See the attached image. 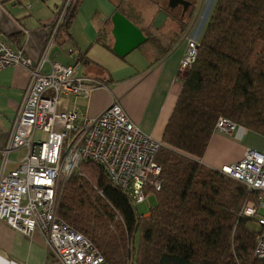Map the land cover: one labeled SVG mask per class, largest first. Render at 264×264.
<instances>
[{
  "label": "trees",
  "instance_id": "trees-1",
  "mask_svg": "<svg viewBox=\"0 0 264 264\" xmlns=\"http://www.w3.org/2000/svg\"><path fill=\"white\" fill-rule=\"evenodd\" d=\"M199 43L156 156L161 189L149 215L95 163L78 168L94 164L98 177L83 171L64 183L57 216L105 264H264L253 256L257 232L237 217L244 185L197 161L219 117L264 133V0H217Z\"/></svg>",
  "mask_w": 264,
  "mask_h": 264
},
{
  "label": "built area",
  "instance_id": "built-area-1",
  "mask_svg": "<svg viewBox=\"0 0 264 264\" xmlns=\"http://www.w3.org/2000/svg\"><path fill=\"white\" fill-rule=\"evenodd\" d=\"M72 1H64L53 32L60 27ZM180 40L185 51L178 72L184 79L196 61L200 43L189 33H183ZM46 50L33 61L22 50L0 42V70L19 66L28 74L22 102L2 150L4 156L19 149L25 154L15 170L0 176V219L25 237L41 233L58 264H105L98 248L57 216L63 183L76 173L80 163H95L107 186L126 194L136 208L161 189L156 156L165 144L144 134L117 100L92 117L60 109L62 97L88 99L93 88L76 75L77 65L51 62L50 71L43 73ZM237 126L219 117L214 131L228 134ZM39 134L45 139L39 140ZM219 171L244 185L246 197L237 217L254 222L257 235L253 256L264 261V150L247 149L241 160Z\"/></svg>",
  "mask_w": 264,
  "mask_h": 264
},
{
  "label": "crops",
  "instance_id": "crops-1",
  "mask_svg": "<svg viewBox=\"0 0 264 264\" xmlns=\"http://www.w3.org/2000/svg\"><path fill=\"white\" fill-rule=\"evenodd\" d=\"M64 1L0 0V42L22 50L33 61L47 49L43 73L50 71L51 62L77 65L76 75L84 78L93 90L88 99L62 97L60 109L92 117L117 100L144 134L163 142L164 129L182 89L183 75L178 72V65L185 43L180 37L193 32L194 12L200 6L180 20L166 14V19L155 28L154 17L165 12L162 0H150L153 7L146 5L140 9L131 0H78L70 13L69 5L65 19L53 32V22ZM115 12L146 37L122 56L113 50L111 18ZM196 37L199 40L201 35ZM27 84L28 74L23 68L8 66L0 70V176L15 170L25 154V150L19 149L4 156L2 150ZM260 138V134L241 126L228 134L214 131L197 161L209 169L220 170L241 160L247 149H264ZM0 264L58 263L41 233L25 237L0 219Z\"/></svg>",
  "mask_w": 264,
  "mask_h": 264
},
{
  "label": "rangeland",
  "instance_id": "rangeland-1",
  "mask_svg": "<svg viewBox=\"0 0 264 264\" xmlns=\"http://www.w3.org/2000/svg\"><path fill=\"white\" fill-rule=\"evenodd\" d=\"M163 1V0H162ZM131 2L138 6L139 9L141 8V6L144 8H146V5L148 6H152L151 5V1L150 0H131ZM217 0H198L197 2V5L196 6H200V9L199 11H196L194 12L195 13V16H196V23H194V26H193V32L190 34L191 37H193L194 39H196L197 35H202L201 33H203V29L205 27V24L207 23V20L209 19L213 9H214V6L216 4ZM153 7V6H152ZM155 16V15H154ZM174 22H176L175 19H172ZM171 20V21H172ZM200 39V38H199ZM199 41V40H198ZM260 145L262 144V142H264V133L260 134ZM37 138L39 140H44L45 139V135L44 134H39V136H37ZM250 149H254V148H250ZM256 150V149H254ZM264 150V149H262ZM81 169L88 175V176H96L98 177V172H97V169L98 167L94 164H81ZM83 171H81L79 168L78 170L76 171L77 175H81L83 176L82 173H84ZM82 172V173H81ZM75 173V174H76ZM63 186H64V183H63ZM63 186H62V191H63ZM99 194H100V190H99ZM62 195V193H61ZM147 202L148 204L150 205V208L148 207L147 205ZM147 202H143L142 204H139L136 206V209H137V212L138 214L140 215H143L145 217V215L147 213H149V211L151 209L154 208L155 204H156V197H149L147 199ZM248 227L252 230H255L256 229V226L254 225V222H248Z\"/></svg>",
  "mask_w": 264,
  "mask_h": 264
},
{
  "label": "water",
  "instance_id": "water-1",
  "mask_svg": "<svg viewBox=\"0 0 264 264\" xmlns=\"http://www.w3.org/2000/svg\"><path fill=\"white\" fill-rule=\"evenodd\" d=\"M175 5L173 1H169L168 3L170 8ZM184 7L186 8V6ZM164 19H166V13L162 11L158 12L153 19L152 26L158 27ZM111 22L113 25L112 36L115 40L113 50L117 55L122 56L138 47L146 38L138 27L119 12H115L112 15Z\"/></svg>",
  "mask_w": 264,
  "mask_h": 264
},
{
  "label": "flooded vegetation",
  "instance_id": "flooded-vegetation-1",
  "mask_svg": "<svg viewBox=\"0 0 264 264\" xmlns=\"http://www.w3.org/2000/svg\"><path fill=\"white\" fill-rule=\"evenodd\" d=\"M169 1H173L176 5L170 8L168 6ZM197 2L198 0H163L166 14L172 16L173 18H177L178 20L182 19L185 15H188L189 12L195 8ZM184 6H186V8Z\"/></svg>",
  "mask_w": 264,
  "mask_h": 264
}]
</instances>
